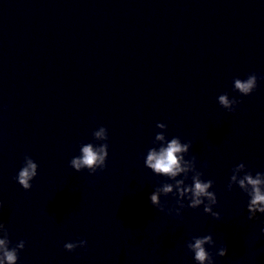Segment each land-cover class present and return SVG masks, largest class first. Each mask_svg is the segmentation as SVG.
I'll return each mask as SVG.
<instances>
[{"label":"water","instance_id":"water-1","mask_svg":"<svg viewBox=\"0 0 264 264\" xmlns=\"http://www.w3.org/2000/svg\"><path fill=\"white\" fill-rule=\"evenodd\" d=\"M251 72L264 75V0H0V220L26 240L18 264H196L186 241L208 233L214 255L228 247L216 264H264V215L248 219L246 194L227 188L241 161L264 171V80L232 88ZM158 121L207 162L220 219L151 205L165 178L142 154ZM99 125L107 167L77 172L69 161ZM25 153L39 165L29 190L14 179ZM77 239L86 250L64 248Z\"/></svg>","mask_w":264,"mask_h":264},{"label":"clouds","instance_id":"clouds-1","mask_svg":"<svg viewBox=\"0 0 264 264\" xmlns=\"http://www.w3.org/2000/svg\"><path fill=\"white\" fill-rule=\"evenodd\" d=\"M259 80H264V75L256 72L249 73L246 78L236 76L232 81L233 91H237L241 96H248L257 89ZM217 102L226 111L234 113L240 100L230 96L228 92H223L217 96ZM156 128L160 131L155 133L152 146L142 154V158L147 169L157 177H164L165 180L158 183L149 193L151 205L162 212L166 211L170 216L174 215L179 220H183L182 212L186 207L196 209L203 206L204 213L220 219V213L214 210V206L218 203L217 193L213 189L214 181L210 178L205 179L204 172L201 170L207 167V162H203L201 168H198L196 155H189L192 147L191 140H182L180 136L169 138L168 125L164 122L158 121ZM92 137L91 142H81L79 154L74 155L69 161L70 167L75 171L87 170L89 175L102 172L107 167L109 156L107 127L99 125L92 131ZM38 168V163L25 153L22 165L14 179L24 190H29L33 187V179L38 175ZM234 185L248 197L246 205L248 219H259L260 215H264V171L253 173L241 161L231 169L228 190L231 191ZM169 194L175 198V204L172 206L161 201L162 196L167 197ZM3 208L4 201L0 200V209ZM260 231L264 233V226ZM87 243L86 239H77L65 242L63 246L68 251H73L77 247L86 250ZM215 243L213 235L208 233L193 235L186 241V246L196 264H216V256H226L228 247L219 246L214 255L209 248ZM25 245V239H20L13 244L5 222L0 220V264H18L19 253Z\"/></svg>","mask_w":264,"mask_h":264}]
</instances>
